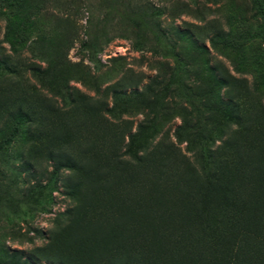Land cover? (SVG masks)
I'll return each mask as SVG.
<instances>
[{"label":"rangeland","instance_id":"374dc122","mask_svg":"<svg viewBox=\"0 0 264 264\" xmlns=\"http://www.w3.org/2000/svg\"><path fill=\"white\" fill-rule=\"evenodd\" d=\"M0 54L39 66L40 75L33 78L26 68L22 79L42 94L82 92L87 104L66 116V124L76 126L49 129L65 136L74 152L94 147L73 140L83 133L95 137V146L110 139L112 121L123 140L118 153L134 134L133 149L145 153L154 172L160 143L167 137L176 144L178 126L183 152L188 141L216 146L230 136L235 125L220 102L227 97L217 82L221 67L243 79L240 101L248 118L264 108V0H0ZM252 120L249 138L257 140L264 119ZM10 129L0 137V264H107L119 258L117 241L135 236V229L123 233L104 201L88 199L92 179L82 175L77 203L56 188L29 191L33 184L17 159L23 146L8 136ZM105 154L115 152L109 146ZM88 168L95 170L93 163ZM221 169L225 179L234 172Z\"/></svg>","mask_w":264,"mask_h":264},{"label":"trees","instance_id":"16d2710c","mask_svg":"<svg viewBox=\"0 0 264 264\" xmlns=\"http://www.w3.org/2000/svg\"><path fill=\"white\" fill-rule=\"evenodd\" d=\"M31 65L0 54V137L11 128L8 136L13 134L23 146L17 159L33 184L29 191L56 188L64 199L77 203L81 187L77 176L82 175L92 179L88 199L104 201L123 233L135 229V236L126 234L117 241L121 256L107 259V264H264V125L259 139L249 138L256 127L252 119L261 114L264 119V108L256 107L250 118L243 112L247 109L240 101L243 79L223 67L217 78L226 90V99L220 101L225 117L235 125L230 136L216 146L188 141L185 153L178 146V126L176 144L165 141L167 137L159 142L160 167L154 172L145 153L133 149L134 134L118 153L123 140L112 121L111 138L104 137L98 146L91 134L73 139L94 146L77 152L65 136L49 132L75 127L76 123L66 124V116L69 111L76 114L87 101L77 88H67L55 98L54 91L42 94L22 79L26 68L33 78L41 74L39 66ZM109 146L115 154L108 157ZM89 163L95 170L88 168ZM222 167L234 172L222 178ZM100 169L106 172L94 177ZM214 183L216 190L210 191ZM47 200H52L50 193ZM72 209L73 205L66 213ZM126 242L133 247L123 245Z\"/></svg>","mask_w":264,"mask_h":264}]
</instances>
